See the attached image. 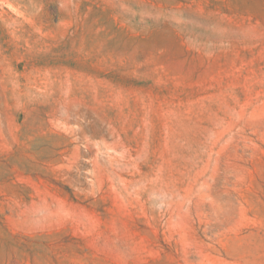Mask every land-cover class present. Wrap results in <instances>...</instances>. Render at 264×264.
Here are the masks:
<instances>
[{
    "label": "rangeland",
    "instance_id": "obj_1",
    "mask_svg": "<svg viewBox=\"0 0 264 264\" xmlns=\"http://www.w3.org/2000/svg\"><path fill=\"white\" fill-rule=\"evenodd\" d=\"M0 264H264V0H0Z\"/></svg>",
    "mask_w": 264,
    "mask_h": 264
}]
</instances>
